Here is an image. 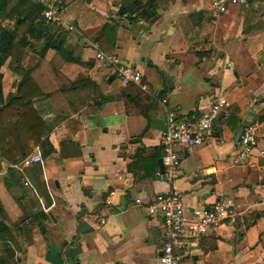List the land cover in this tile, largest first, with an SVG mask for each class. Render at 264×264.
Segmentation results:
<instances>
[{
  "label": "crops",
  "instance_id": "crops-1",
  "mask_svg": "<svg viewBox=\"0 0 264 264\" xmlns=\"http://www.w3.org/2000/svg\"><path fill=\"white\" fill-rule=\"evenodd\" d=\"M155 2V21H118L112 41L109 31L101 37L115 17L106 3H66L62 15L73 29L63 27V47L77 62L49 49L28 70L41 92L31 104L46 134L26 156L40 161L0 160L1 214L12 223L3 220L9 236L0 237L13 251L7 264H159L161 219L134 198L168 190L187 210L224 198L235 206L232 218L179 248L180 264H264V0L217 18L210 0ZM88 41L135 67L139 84L121 87ZM7 63L0 68L3 99L20 80L3 73ZM216 94L227 99L228 113L167 184L157 168L166 109L190 118ZM249 122L255 147L235 164L234 137ZM109 189L115 195L103 207Z\"/></svg>",
  "mask_w": 264,
  "mask_h": 264
},
{
  "label": "built area",
  "instance_id": "built-area-1",
  "mask_svg": "<svg viewBox=\"0 0 264 264\" xmlns=\"http://www.w3.org/2000/svg\"><path fill=\"white\" fill-rule=\"evenodd\" d=\"M41 7L40 15L44 22L55 20L67 30L73 26L67 23L59 7V0H33ZM246 6L247 0H210L209 14L217 18L225 13L231 6ZM94 50V59L109 65L110 75L121 87L139 84L141 74L133 66L124 62L113 53L102 52L96 41H88ZM165 102V100H162ZM229 103L220 94L214 95L209 106L190 118H181L167 108L164 119V128L160 131V156L162 171L160 179L171 184L179 173L181 158L194 147L204 144L212 135V126L218 116L228 113ZM256 143V125L247 123L242 126L234 153L233 163L244 162L253 151ZM262 155L263 151H259ZM40 161L38 155L26 157L25 165ZM115 195L114 189H109L102 200L103 207L112 204ZM136 205L143 204L147 216L161 219V249L159 250V264H180L181 256L178 250L181 246L189 244L221 225L226 219L235 215V206L228 198L218 199L208 206H197L186 209L181 196L174 190L158 194L143 201L134 198ZM104 224L103 216L98 218Z\"/></svg>",
  "mask_w": 264,
  "mask_h": 264
},
{
  "label": "trees",
  "instance_id": "trees-1",
  "mask_svg": "<svg viewBox=\"0 0 264 264\" xmlns=\"http://www.w3.org/2000/svg\"><path fill=\"white\" fill-rule=\"evenodd\" d=\"M11 1L0 0V18L8 16L7 7ZM18 6L22 7L19 13L22 17H19L21 20L18 23L22 21L23 16H31V18L34 17L33 19L38 17L36 23L38 30L35 38L42 42L39 51L40 58L50 49L65 62H77L71 57V53L63 47L65 34L63 27L55 20L44 22L40 15L41 7L33 0H18ZM155 10V0H120L117 15L127 16L129 22L142 19L150 23L156 19ZM115 24L117 25L115 22L112 25L105 23L103 27L105 32L101 35L103 39L106 38V31H109L112 41ZM13 36L12 29L0 25V68L7 60L10 62L13 55L15 46ZM1 77L0 72V160L10 165H16L28 156L38 143H41V138L46 134L43 121L31 104V100L41 95V92L27 71L26 74L20 75L15 94L7 95L3 99ZM43 150V155H48L53 151V148L49 146ZM1 212L0 207V214ZM7 236H9V229L0 222V237ZM6 251V256L0 257V264H7V256L13 254V251L8 247H6Z\"/></svg>",
  "mask_w": 264,
  "mask_h": 264
},
{
  "label": "rangeland",
  "instance_id": "rangeland-1",
  "mask_svg": "<svg viewBox=\"0 0 264 264\" xmlns=\"http://www.w3.org/2000/svg\"><path fill=\"white\" fill-rule=\"evenodd\" d=\"M73 1L82 3L84 1L88 2L89 0H59V7L62 13L66 3ZM101 1L106 3L107 7H109V9H112V11L114 12L115 17L112 20L113 22H129V18L127 16L117 15L120 0ZM21 9L22 7L18 6V0H12L7 7L8 16L0 18V25L13 30V37L15 42L13 55L10 58V62L9 60H7L8 66L5 68L3 73H8L12 70V74L16 77L17 75L26 74L31 67L37 64L40 59L39 51L42 43L35 38V34L38 30V25L36 24L38 22V17L35 18V20L33 19L34 17L31 18V16H23L22 21L18 23V21L21 20V18L19 17H22L21 15H19ZM63 32L67 33L68 31L65 30ZM3 220L9 226L12 225V223H9V220L5 217V215L0 214V222L3 223ZM17 222H19V220ZM6 247H10L7 242H0V257L6 256Z\"/></svg>",
  "mask_w": 264,
  "mask_h": 264
},
{
  "label": "water",
  "instance_id": "water-1",
  "mask_svg": "<svg viewBox=\"0 0 264 264\" xmlns=\"http://www.w3.org/2000/svg\"><path fill=\"white\" fill-rule=\"evenodd\" d=\"M108 80L110 81L111 80V77H108ZM242 130V127L238 129V131L236 132L235 134V137H234V140L237 141L238 140V137H239V134ZM157 168H158V172L160 173L162 171V166H161V161L160 159H157Z\"/></svg>",
  "mask_w": 264,
  "mask_h": 264
}]
</instances>
